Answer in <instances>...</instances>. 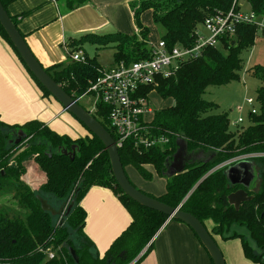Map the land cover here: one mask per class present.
<instances>
[{"label":"trees","instance_id":"1","mask_svg":"<svg viewBox=\"0 0 264 264\" xmlns=\"http://www.w3.org/2000/svg\"><path fill=\"white\" fill-rule=\"evenodd\" d=\"M0 1L8 11V7L19 0ZM56 1H64L68 11L88 3V0ZM249 2L257 14L264 15V0ZM231 6L232 0L138 1L131 5L136 35L130 37L115 32L84 37L98 50L112 45L117 64L130 65L151 56L150 31L141 23L145 12H151L155 25L164 27L166 32L161 40L172 49L177 45L192 46L196 26L215 13L228 11ZM11 19L18 28L17 19ZM256 32L255 27L240 26L236 36L224 42L222 48L227 54L222 48H209L200 59L184 64L174 77L160 79L157 86L145 88L143 95L156 91L162 100L172 102L171 106L156 111L155 119L149 123L152 132L166 137L169 143L165 147L138 152L130 140L119 149V154L125 171L132 166L144 179L151 180L145 167L153 166L160 177L167 179L166 193L161 197L140 190L142 193L172 208L182 205L183 212L192 214L205 226L207 221H212L214 227L209 232L213 238L240 240L245 258L252 264H264V66L255 65L251 70L261 87L256 96L258 112L249 115L251 125L248 128L237 127L234 131L229 114H213L219 106L204 99L209 87H223L241 80V55L255 45ZM0 37L13 49L43 96L53 98L26 67L1 24ZM76 44L72 42L70 49ZM85 56V63L73 62L45 69L75 100L89 95L90 83L97 79L101 68L95 60L90 61ZM92 115L117 140L110 126V107L99 103ZM21 134L23 139L16 145ZM181 139L186 142L189 153L203 151L206 157L203 162L188 164L184 172L167 178L164 176L166 162L176 155ZM249 155H263L250 159L259 179L256 192L241 186L232 187L226 174L230 166L219 168ZM28 159L34 160L46 176L38 191L22 180L27 172L24 161ZM92 187L112 190L132 217L128 229L114 241L104 257H100L84 232L87 213L81 201ZM240 189H245L254 199L243 203L237 211L229 204L228 197ZM10 190L26 216L24 219L0 211V264H141L154 250L152 240L168 220L166 215L147 209L124 194L113 176L108 152L96 136L89 132L85 139H72L38 121L24 125L0 122V192ZM37 197L50 205V198H54L65 212L74 204L68 216L53 217L42 210ZM48 249L56 254L53 260L45 253ZM71 250L75 251L78 261Z\"/></svg>","mask_w":264,"mask_h":264},{"label":"crops","instance_id":"2","mask_svg":"<svg viewBox=\"0 0 264 264\" xmlns=\"http://www.w3.org/2000/svg\"><path fill=\"white\" fill-rule=\"evenodd\" d=\"M136 1L139 0H88L84 6L68 11L66 3L56 0H19L8 7V13L17 19L18 28L31 51L47 69L69 63L65 43L71 37L75 39L90 33L104 35L111 29L124 32L125 21L129 20V8L131 11L129 4ZM70 16L79 20V26L69 30L66 21ZM48 102H51V98L43 96L13 49L0 37V122L24 125L38 121L45 123L51 130L53 128L59 135L79 139L72 131L76 128L81 130L77 123L79 121L69 115L60 103L49 105ZM61 114L65 116L64 120L70 129L57 123L56 118ZM59 125L63 130L59 129ZM199 158L205 157L200 154ZM162 178L166 183L167 179ZM150 191L147 193L158 196L151 187ZM81 206L87 213L84 232L94 243L100 257H104L114 241L128 229L132 217L114 192L107 188L92 187L81 201ZM206 226L212 231L214 224L207 221ZM215 240L221 251L228 250L229 245L220 237ZM153 243L154 250L141 264H213L192 230L178 221H167ZM239 244L244 256L240 241ZM242 263L252 264L246 259Z\"/></svg>","mask_w":264,"mask_h":264},{"label":"built area","instance_id":"3","mask_svg":"<svg viewBox=\"0 0 264 264\" xmlns=\"http://www.w3.org/2000/svg\"><path fill=\"white\" fill-rule=\"evenodd\" d=\"M244 4L248 5V10L244 8ZM240 26L255 27L264 35V15L257 14L249 0H232V6L228 11L207 17L194 30L192 35L194 44L190 47L177 45L170 49L165 41L160 40L156 45L150 43L149 59L130 65L119 63L111 68H99L97 79L90 83L89 95L79 100L90 95L94 97L91 114L96 112L99 103L110 107V126L116 134L115 142L118 149L123 148L130 140L134 142L138 152L165 147L169 139L155 135L149 127L150 122L146 121L145 116L152 114L153 109L148 97L150 94L143 95V90L157 86L160 79L174 77L184 64L200 59L207 49L216 48L225 40L232 39ZM65 48L73 62H86V56L82 51L70 52L68 47ZM247 103L253 106L254 100L248 99ZM257 112L258 109L253 107L250 114ZM243 122L240 117L231 122V126L239 127ZM259 156L263 155L239 157L224 166ZM45 253L50 260L56 257L51 249Z\"/></svg>","mask_w":264,"mask_h":264},{"label":"rangeland","instance_id":"4","mask_svg":"<svg viewBox=\"0 0 264 264\" xmlns=\"http://www.w3.org/2000/svg\"><path fill=\"white\" fill-rule=\"evenodd\" d=\"M139 1H149V0H139ZM62 2L63 4L65 3L64 1ZM131 5L129 4L130 7ZM244 8L248 10L249 7L248 5L244 4ZM131 11L129 8V20L125 21L126 28L124 29V32L111 29L109 33L121 32L122 34L130 36V37L136 35L137 28L135 24L133 11L132 12ZM141 23L146 29L150 31L151 38L149 39V44L150 43L154 45L158 44L159 41L165 35L166 31L164 27L161 25L154 24L153 19H152V14L150 12H145L141 16ZM66 24H67V28H69L70 30L71 28L79 26V20L75 16H70V18L67 19ZM197 26H199V24ZM86 35L88 34H85L84 36ZM71 36H69V38ZM84 36H78L75 39H72L73 37H71V40L68 39L69 41L65 43V46L67 45L70 47V44H72V42L74 41L77 42V44L75 45V48L73 50L71 49L70 52L78 51V50L84 51L89 57V60L90 61L95 60L102 69L111 68L112 66L117 65V62L114 59V49L112 48V45H109L105 49L98 50L99 48L93 43L85 40ZM224 42L218 45L216 48L218 49L222 48L224 46ZM223 49L224 48H222L221 50L223 51ZM65 51L67 53V59L69 60V64L73 63L71 57L68 56V51L67 50ZM223 53L227 54L226 51H223ZM241 58L243 61V70L240 73L241 80L239 82L232 83L230 85L223 86V87H209L206 90L204 99L208 102L215 103L219 106V109L217 111H214L213 114L227 113L229 114V118L231 122H234L235 120L241 117L244 120V122L239 127L248 128L251 125V122L249 120V114H250L251 109L253 107L255 109L259 108V105L256 101V96H257L258 89L261 87V82L255 79L254 77H252L251 70L255 65L264 66V35L261 32L257 30L256 38H255V45L244 50L242 52ZM66 64H68V62ZM148 97L151 103V107L153 109V113L147 114L145 118L147 122H153V120L155 119L156 111H159V110H162V109H165L171 106L172 102L162 100L156 91H153ZM248 99L254 100L253 106L247 103ZM79 102H80V105L83 106L87 111L91 112L93 110L94 97L92 95L84 97ZM51 103L55 104L59 102L55 100L54 98H51V102H48V104L50 105ZM68 114L71 115L70 113ZM64 118L65 116L61 114V116L56 118L58 119L57 123H60L66 128L70 129V126L67 125ZM77 123L81 130L79 131V128H76L75 131L72 130L73 134L75 133L79 139H85L89 135V132L81 124H79L80 122H77ZM61 125H59V129L63 130ZM236 128L237 127L235 128L232 127L234 131L237 130ZM18 140L20 139L18 138ZM28 141L29 140L23 142L22 146L28 143ZM22 146L20 145V148ZM24 167L27 172L23 176L22 180L27 183L34 184L33 189L35 191H38L40 186L45 182V177H46L45 173L44 172L42 173L40 166L34 160H31V159L24 161ZM145 168H146V171L151 174L152 176L151 180L144 179L140 175V173L137 171V169L132 166L126 167V172L131 182L136 186L138 190H141L142 192L149 194L147 192L150 191V187H151L152 189H154L156 194H158V196L157 195L155 196L152 195V196L157 197V198L161 197L162 195L166 193L165 181L163 180L162 177L158 175L156 169L153 166H146ZM258 181L259 179H258L257 170L256 168H254L253 181H252V186H251L252 189H254L258 185ZM50 203H51V206L57 210L60 209L61 207L60 203L54 198H50ZM3 210L7 212L10 216L19 215L25 219L26 213L23 210H21L19 205L16 203L14 199V192L11 190L0 192V211H3ZM239 241L240 240L238 239L231 240V241H224L229 245L228 250L227 249L225 251L222 250L224 256L226 257L227 264H240L242 263L243 260L245 261L246 258H244L241 249H239V246H240ZM237 249H239L240 251L241 258L238 255Z\"/></svg>","mask_w":264,"mask_h":264},{"label":"water","instance_id":"5","mask_svg":"<svg viewBox=\"0 0 264 264\" xmlns=\"http://www.w3.org/2000/svg\"><path fill=\"white\" fill-rule=\"evenodd\" d=\"M0 24L17 50L24 64L35 77V79L52 95L55 100H57L63 106L65 111L70 113L79 122H81L90 133L96 136L103 143L110 158L113 176L124 194L139 205L166 215L168 217L167 221L175 220L188 226L208 253L213 264H226L224 255L217 244V241L213 238L212 234L201 221H199L192 214L183 212L181 210L182 205L178 208L169 207L157 199L145 195L131 183L122 164L119 149L115 140L112 138L110 133L93 117V115L79 104L78 100L70 97L62 89V87L59 86L49 76L45 68L31 51L25 38L12 21L8 11L4 8L1 1ZM21 139H23V134L20 135V140L16 142V145L21 143ZM178 147L179 149L173 159L167 160L166 162V172L164 176L167 178H173L176 175L184 172L188 164L203 162L204 160L199 158L200 154H203L204 157H206L203 151L189 153L187 144L182 139L178 141ZM254 168L255 165L246 160L240 161L235 165L230 166L227 169L226 174L231 186L249 188V185L253 181ZM37 198L41 204L42 210L44 212L50 213L53 217L62 218L64 216H68L74 204L72 203L65 212L64 208L57 210L43 198ZM253 199L254 197L249 196V193L243 189L230 194L228 197L229 204L237 211L240 210V207L243 203L251 202ZM71 254L75 260L78 261V257L74 250H71Z\"/></svg>","mask_w":264,"mask_h":264},{"label":"flooded vegetation","instance_id":"6","mask_svg":"<svg viewBox=\"0 0 264 264\" xmlns=\"http://www.w3.org/2000/svg\"><path fill=\"white\" fill-rule=\"evenodd\" d=\"M19 137H20V136H19ZM19 139H20V138H19ZM16 140H18V138H17ZM247 161L253 163V162L250 161V160H247ZM236 163H238V162H236ZM236 163H235V164H236ZM235 164H233V165H235ZM224 165H225V164H224ZM224 165L220 166L219 168L226 167V166H224ZM231 166H232V165H231ZM251 186H252V183L249 185V188H245V189H247V190L250 191V192H256V191L258 190V188H259V181H258V185H257L254 189H252ZM245 189H243V190H245ZM245 191H246V190H245ZM246 192H247V191H246ZM216 237H219V236H214V239H215ZM220 238H221V237H220Z\"/></svg>","mask_w":264,"mask_h":264}]
</instances>
